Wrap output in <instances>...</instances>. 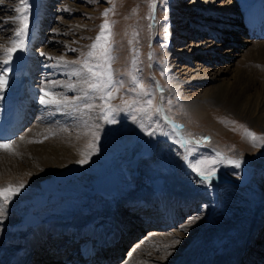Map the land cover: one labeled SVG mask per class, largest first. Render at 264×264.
Masks as SVG:
<instances>
[{"label": "rangeland", "instance_id": "1", "mask_svg": "<svg viewBox=\"0 0 264 264\" xmlns=\"http://www.w3.org/2000/svg\"><path fill=\"white\" fill-rule=\"evenodd\" d=\"M30 3L32 16L29 20V35L35 25L37 10L47 3L48 12L43 13L45 16L41 19L40 39L36 41L28 38L27 51L17 52L12 63H25L24 67L33 74L30 82L35 88L50 86L52 84L49 82L53 80L64 84L78 82L75 75L66 73L79 65L69 64L67 69L55 67L52 70L51 65L56 61L40 53L54 58L63 56L65 61H83L89 51L88 46L100 32V25L107 20L110 26L106 29V34L110 32L108 43L114 49L111 55L116 57L111 65L114 79L124 81L120 90L113 92L114 99L110 103L121 111L114 113L118 121L114 124L97 119L100 107L87 113L93 117L91 122L86 119L94 128L95 135L90 134V140L98 151H93V148L87 150V154H92L86 164L74 163L58 173L46 171L41 176L40 171L30 166L18 152L10 154L0 150V188L24 185L20 193L7 204L8 213L20 224L13 228L0 226V236L4 237L0 249L5 244L9 245L13 238L14 241H29L28 248L34 250L30 244L38 227H45L47 235L60 228L78 230L76 226L81 225L78 220L82 218L104 216V212H109L110 218L119 217L118 209L125 200L146 198L152 201L153 195L174 193L177 190L182 194L176 192L174 195L180 196V199L201 202L185 215L179 226L153 231L154 235L170 237L171 241L179 240L180 243H186L189 238L194 240L211 218L223 219L222 208L233 199H241L245 201L246 209L251 208V212L245 213L248 216L244 221L245 226L242 223L243 230H251L252 215L264 210V143L257 141L254 146L240 125H245L257 136H264V131L217 105H206L211 114L210 122L207 123L201 124L191 112L194 104L201 101L205 93L231 78V74L225 73L226 69L233 71L237 67L245 68L247 74L254 75L264 84V56L256 61L250 59L243 65V47L231 44L235 39L247 41L244 28L238 33L217 28L221 32L219 34L213 32L217 30L213 26L209 29L199 26L201 21L219 19L210 17L206 12L227 13L241 18L250 8L262 5L264 0H157L154 12L151 11L149 0H112L111 3L108 0H30ZM18 6H21L18 0L0 2V27L11 26L10 18L19 15L14 12ZM106 10H109L107 17L103 15ZM174 10L177 17L173 15ZM150 14L153 19H149ZM5 20H9V23H4ZM11 35L7 31L0 34V45L10 46L8 37ZM212 44L215 45L213 50L210 48ZM230 49H237L239 53H229ZM133 60L139 71L133 68ZM217 71H221L219 76ZM54 72L58 73L55 77ZM129 73L140 77L145 88L155 92L154 106L163 108L162 113L154 115L152 120L142 117L139 112L123 110L124 101L131 102L130 97L135 96V93L129 92L132 87ZM204 74L215 79L205 81ZM180 80L183 83L196 81L178 87ZM82 87L85 86L76 85V91L58 87V91L74 98L82 95ZM24 96L25 93H22L20 99L15 101L25 99ZM88 102L103 105L99 99ZM75 103L82 104L84 101ZM2 104L3 100H0V111ZM37 104L33 105L32 116L35 117L26 123L17 137L27 136L36 125L57 121L55 109H45L40 103ZM87 115H76L73 120L77 121V127L85 125L84 121H78V117L80 119ZM133 115L137 117V122H133ZM141 120L145 124L144 131L139 127ZM96 124L101 127L97 129ZM214 124L218 125V129L223 128L221 135H218ZM147 131H154L155 134L149 136ZM214 141L216 145H210ZM236 159L242 161L239 168L231 163ZM195 160L214 161L211 166L216 168V172L212 179L220 177L230 186L218 189L212 183L201 181L189 167L190 162ZM202 171L207 172L205 168ZM177 176H182L181 181ZM170 184H175V190ZM182 188L186 189V193L182 192ZM165 198H169L170 202V197ZM108 200L112 202L106 207ZM123 210L126 213L128 211L124 207ZM121 215L125 221L124 213ZM113 221L109 220L111 226ZM130 222L137 224L136 221ZM184 226L187 230L181 229ZM135 235L123 245L117 261H105L104 264H169L174 259L165 255L177 254L178 249L185 247L182 244L169 247L168 243L150 236L149 230L144 228ZM254 236L255 239L245 250L246 258H243L242 264H264V218ZM240 238L244 240L245 235ZM75 250L71 249L69 254ZM152 250L157 261L149 256ZM36 262L50 264L51 261L42 260L40 263V258L30 260V264Z\"/></svg>", "mask_w": 264, "mask_h": 264}, {"label": "bare ground", "instance_id": "2", "mask_svg": "<svg viewBox=\"0 0 264 264\" xmlns=\"http://www.w3.org/2000/svg\"><path fill=\"white\" fill-rule=\"evenodd\" d=\"M46 4L41 5L37 10L35 25L29 35V38H32V40L37 41L40 39L39 31L42 27L41 19L45 16L43 13L48 12ZM206 13L212 18L219 17V21L213 19L201 21L199 26L202 29H209L213 26L216 29L224 28L238 33L244 28L247 41L241 42L235 39V41L231 43L234 47H243V54L241 55V63L243 65L244 63L246 64L247 61H250V59L256 61L257 58L264 56V29L262 28V25H264V3L250 8L245 16L241 18H236L227 13ZM173 15L174 17L178 16L175 10L173 11ZM218 30L219 29L213 32L218 33ZM219 34H221V32H219ZM214 46L215 45L212 44L210 47L211 50H213ZM228 52L234 54L239 53L237 49H230ZM24 64L25 63H23V65L12 63L13 71L9 74V86L4 92L5 95L0 111V143H8L10 141H14L15 143L10 144L11 151L5 149L0 150L10 152V154L18 152L24 156L30 166L40 171L41 176H43L46 171L58 173L68 167L70 168V166L77 163V161L82 160L84 158L82 153L87 154V150L89 151V149L92 148L90 147L92 144L90 140V136L92 135L90 134L94 135V128L90 123H87V119L91 122V118L93 117L91 114H88L86 117L82 116L80 119L78 117V121H84L86 126L77 127L76 125L78 123L73 119H76V115H79V112L72 113L73 111L69 110L67 114H65L64 112L56 110L55 116L57 117V121L55 122L57 123L50 121V123L42 124L41 126L36 125L35 128L28 132L27 136H24L23 140H21L19 136L16 137L15 133L21 131V129L26 126V123L35 117L32 116L33 109L35 106L39 105L37 103H39L38 96L40 95V89L35 88L34 85L31 84L32 81L30 82V78L32 79L33 74L24 67ZM54 69L55 67H52V70ZM217 73V76H219L221 71H217ZM225 73L231 74V78L212 91L205 93L203 99L194 104V110L191 113L199 119L201 124L207 123V121L210 122L209 118L211 114L207 111L208 108H206V105H217L220 106L222 110L230 114H235L255 128L264 131V84H261L257 78L255 79L254 75L251 76L247 74V69L245 70V68L242 67H237L233 69V71L226 69ZM57 74L58 73L54 72L53 77L57 76ZM214 79L206 75L203 78L205 81H213ZM192 81L193 80L183 83L180 80L177 85L181 87L182 85L192 83ZM195 81L196 80L193 82ZM80 82V80L78 82L76 80V82L73 81V84L79 87L81 84ZM47 87L53 91L59 92L57 86L50 85ZM22 93H25V99L16 102L15 100L17 98L20 99ZM22 114L24 117H20ZM213 116H215V114ZM83 117L84 119L87 118L86 121L83 120ZM14 123H16V126L13 130L11 125ZM214 126L217 127L218 135L224 132L223 128L218 129L217 124H214ZM214 131L216 130L214 129ZM215 134L218 136L216 132ZM14 136L15 138L12 139ZM35 141H43V143H37ZM210 145L215 146V141L211 142ZM181 177L182 176H177L180 181ZM211 183L217 186L218 189L222 186H230L220 177H215L211 180ZM174 185L175 184L171 185L173 190L176 188ZM176 192L182 194L179 190ZM182 192L186 193V189H183ZM174 193L168 192L166 194H161V196L163 195V197H161L162 203H160L158 201L159 199L156 197L151 198L152 201L146 198L125 200L118 209L119 217H113L114 221L113 218L108 216L107 213L109 212H104L102 213L104 216L97 215L78 220V224H81L80 226H76L78 230L68 229L67 231L66 229L60 228L59 230L49 232L47 235L48 231H46L47 229H45V227H38L33 233V241H31L30 244L34 250L28 248L29 241H20L19 239H15L14 241L12 238L9 245L5 244L0 249V264H30V260H38L39 258L40 263H42L43 260L51 261L50 264H64L63 261H67L66 263H68L73 261V259L77 261L76 263L80 262V264H104L105 261L114 262L118 260L119 252L126 241L136 236L135 233L139 234L142 232L143 228L148 229L150 236L156 238L158 241L168 243L169 247H174L175 243L171 241L172 239L170 237L166 236L167 238H164L160 235H154L153 231L156 232L159 229L179 226V223H182L181 220L184 219L185 215L201 202H192L188 200V198L180 199V196H176ZM185 193H183V195ZM165 197H170V202H168L169 198ZM111 202L112 201L108 200L106 207L110 205ZM245 205V201L241 199L231 200L227 206L222 208L224 211L222 214L223 219L219 220L218 217L211 218L207 222L206 228L204 227L195 237V241L189 238L186 239V243H179L185 246L178 249L177 254H179V256H177V254L165 255L169 257V259H174V261L169 264H242V260L245 257V250L247 246L251 244V241L255 239V230L257 231L258 225L261 224L264 218V210L258 215H252L253 218L250 219L252 229L243 230V226H245L244 221L248 218V216H245V213L247 211L251 212V208L246 209ZM92 207H94V205ZM123 207L127 210H132V212L128 213L127 211L126 213ZM95 208L98 207L95 205ZM157 209L163 210L171 215L169 219L172 223L171 226H166V224L162 225L163 223L160 225L155 223L159 218V215L154 214V211ZM8 211L9 210H7L6 218L0 221V226L6 225L8 228L17 227V225L20 224L19 220L13 219L11 213H8ZM123 213L126 222L123 218L121 219V214ZM109 220L110 222L113 221L112 226ZM130 221H134V223L136 221L137 224H133ZM242 223H244L243 226ZM249 227L250 226H248V228ZM181 229L185 230L186 228L184 226ZM61 230H64L65 233L63 231L62 233ZM243 234L245 235L244 240L240 238ZM2 239L4 240V237L0 236V242ZM67 241H69L68 244ZM58 246H60V248ZM78 246H81V249L84 248L94 253L96 252L97 256L89 259H82L79 254L74 256V254L72 255L70 253L69 255V250L76 249ZM149 256L152 260L157 261V258L154 257V251ZM133 264L135 263L133 262Z\"/></svg>", "mask_w": 264, "mask_h": 264}, {"label": "snow or ice", "instance_id": "3", "mask_svg": "<svg viewBox=\"0 0 264 264\" xmlns=\"http://www.w3.org/2000/svg\"><path fill=\"white\" fill-rule=\"evenodd\" d=\"M2 2V0H0ZM109 3L112 0H108ZM166 2V0H165ZM18 4L21 6L15 7L14 12L19 15H13L10 18L11 26L8 28L0 27V34L7 31L12 35L8 37L10 40V46L0 45V100L4 99L3 93L7 90L9 84V74L12 73V62L17 52H26L27 51V40L29 38V20L32 16V5L30 0H18ZM149 6L151 11L154 12L157 6V0H149ZM114 11V9H113ZM109 10H106L103 15L108 16ZM166 18V16H165ZM149 19H153V16L150 14ZM4 23H9V20H5ZM110 26L105 20L104 24L100 25V32L95 37L94 42L89 45V51L86 54V58L81 61L79 59L72 61H65L64 57H50L46 53L41 52V56H45L49 60H55V64L51 65L52 67L64 68L67 69L69 64L79 65L69 73L75 75L80 81L81 84L85 87L81 88L82 95H77L74 98H69L61 92H56L47 87V85L40 88V95L38 96V101L45 109H55L57 111L64 112L67 114L69 110L74 112H79L81 115H87L88 112H91L95 107H100V112L97 113V119L102 120L108 124H114L118 121L114 113L121 111L113 107L110 103L114 99L113 92H118L123 86L124 81H116L114 79V74L112 71V62L115 61L116 57L111 55V52L114 50L108 43L109 35L106 34V29H109ZM167 31V30H165ZM131 43V41L129 42ZM71 51H76V49H70ZM98 50V51H97ZM135 52V50H133ZM151 58V54L150 57ZM133 68L136 71L139 69L136 67V62L133 60ZM161 74H164V71H161ZM130 76L132 87L129 88V92L135 93L134 97H130L129 100L124 101V111L139 112L142 117H146L149 120H152L154 115H159L162 113L163 108L160 106H154L155 92L151 88H145L143 80L133 73L128 74ZM54 86L64 88L67 87L71 91H76L75 84H64L61 81L53 80L50 81ZM159 84L157 83V88ZM90 93L94 95H90ZM47 97V98H46ZM143 98V99H141ZM99 99L103 101V105H94L88 101ZM75 101H84L82 104H77ZM171 103V101H169ZM133 122H137V117L132 116ZM229 123L235 124V121H230ZM95 127L99 129L100 124H96ZM139 127L142 131L145 130V124L143 120L139 122ZM244 129L245 135L255 142L259 141L264 143V136H257L253 131H250L246 128L245 125H240ZM149 136L155 134L154 131H147L146 133ZM95 135V134H94ZM21 140L24 137H20ZM204 139H208L205 137ZM37 143H43V141H35ZM14 141L8 143H0V149H5L11 151L10 144H14ZM93 148V151H98L95 148L94 142L90 145ZM92 153L84 154V158L77 163L86 164L89 162L90 156ZM215 162L208 160H195L189 164V167L197 173L201 181L206 183H211L212 178L215 175L216 168L212 167ZM231 163L239 168L242 161L239 159L231 161ZM202 168H205L207 172L202 171ZM24 188L23 184L19 186L10 185L8 188H0V221L6 218L7 215V204L11 199L20 193ZM175 244H179V240L174 241Z\"/></svg>", "mask_w": 264, "mask_h": 264}]
</instances>
